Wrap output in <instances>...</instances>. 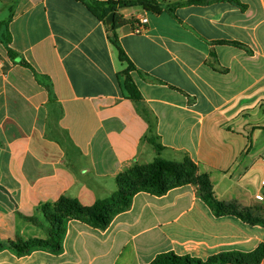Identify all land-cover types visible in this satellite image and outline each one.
Masks as SVG:
<instances>
[{"label": "crops", "instance_id": "0c3cea01", "mask_svg": "<svg viewBox=\"0 0 264 264\" xmlns=\"http://www.w3.org/2000/svg\"><path fill=\"white\" fill-rule=\"evenodd\" d=\"M157 1L159 14L120 10L129 23L117 36L142 94L134 102L122 95L126 64L109 24L83 3L0 0L11 34L6 44L0 30V264H150L169 252L206 261L264 244V224L238 215L253 209L264 221V0L173 12L186 0ZM158 156L190 157L229 212L217 215L193 184L140 191L106 229L69 220L60 254L15 253L18 238H48L42 205L64 196L91 207L117 191L118 175Z\"/></svg>", "mask_w": 264, "mask_h": 264}, {"label": "trees", "instance_id": "16d2710c", "mask_svg": "<svg viewBox=\"0 0 264 264\" xmlns=\"http://www.w3.org/2000/svg\"><path fill=\"white\" fill-rule=\"evenodd\" d=\"M83 3L87 9L100 21L109 24L110 41L119 53V59L126 64V68L118 74V81L124 98L139 102L142 94L136 86L131 73L136 70L125 50L121 46L117 31L129 22L124 19L120 10L130 7H141L148 12L161 13L164 7L157 0H76ZM227 2L234 6L243 7L239 0H186L177 2L167 7V11L173 12L175 8L191 5H208L211 3ZM113 14V19L108 20ZM9 20L0 24L1 37L6 44L11 42V34L8 29ZM10 57L15 58V53L9 50ZM149 142L158 153L163 146L157 143L155 138H149ZM199 180V181H198ZM200 180H203L200 183ZM118 189L108 199L96 202L91 207L83 206L79 200L61 197L57 202L47 203L41 206L48 223V238L46 240L33 239L24 241L18 238L13 244L17 255L23 256L35 250H46L53 254L63 251V241L67 232V223L71 219L84 220L96 228L106 229L112 218L121 212L128 210L133 197L140 191H148L156 196L167 194L172 188L193 184L198 186L199 192L208 205L217 215H222L231 209L221 202L214 191L207 174H201L198 166L188 156L182 162H174L158 156L147 165H134L116 178ZM232 209H235L234 207ZM253 210L247 209L238 215L245 221L258 223L264 221L254 216ZM34 224H39L36 218L29 219ZM264 259V244L251 253L225 252L210 257L203 261L198 258L185 255L180 256L173 252L164 253L156 257L150 264H260Z\"/></svg>", "mask_w": 264, "mask_h": 264}, {"label": "built area", "instance_id": "2783aa9c", "mask_svg": "<svg viewBox=\"0 0 264 264\" xmlns=\"http://www.w3.org/2000/svg\"><path fill=\"white\" fill-rule=\"evenodd\" d=\"M149 23V19L147 17L141 18V19H136L134 21V25H133V30L136 34H140L142 33L146 26Z\"/></svg>", "mask_w": 264, "mask_h": 264}, {"label": "water", "instance_id": "95a60500", "mask_svg": "<svg viewBox=\"0 0 264 264\" xmlns=\"http://www.w3.org/2000/svg\"><path fill=\"white\" fill-rule=\"evenodd\" d=\"M113 14H111V16H110V18H109V20H108V22L110 23L111 21H112V19H113Z\"/></svg>", "mask_w": 264, "mask_h": 264}, {"label": "rangeland", "instance_id": "374dc122", "mask_svg": "<svg viewBox=\"0 0 264 264\" xmlns=\"http://www.w3.org/2000/svg\"><path fill=\"white\" fill-rule=\"evenodd\" d=\"M264 154V153H263ZM199 181V180H198ZM203 180H200V183L202 182ZM253 210V209H252ZM254 214V216H256L257 214L255 213V210L252 211Z\"/></svg>", "mask_w": 264, "mask_h": 264}]
</instances>
